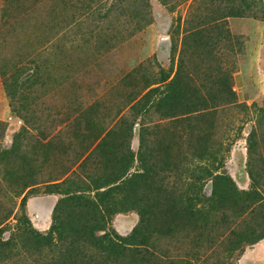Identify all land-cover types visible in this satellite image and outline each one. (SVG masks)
I'll return each mask as SVG.
<instances>
[{"label":"rangeland","instance_id":"374dc122","mask_svg":"<svg viewBox=\"0 0 264 264\" xmlns=\"http://www.w3.org/2000/svg\"><path fill=\"white\" fill-rule=\"evenodd\" d=\"M250 249L264 264V0H0V264Z\"/></svg>","mask_w":264,"mask_h":264},{"label":"crops","instance_id":"0c3cea01","mask_svg":"<svg viewBox=\"0 0 264 264\" xmlns=\"http://www.w3.org/2000/svg\"><path fill=\"white\" fill-rule=\"evenodd\" d=\"M262 252V251H261ZM258 254H260L259 252H258V250H246V251H244L242 254H241V256H240V259H239V262L237 263V264H248V263H246L245 262V259H247V258H254V259H258L261 255H258Z\"/></svg>","mask_w":264,"mask_h":264},{"label":"trees","instance_id":"16d2710c","mask_svg":"<svg viewBox=\"0 0 264 264\" xmlns=\"http://www.w3.org/2000/svg\"><path fill=\"white\" fill-rule=\"evenodd\" d=\"M52 232H54V231L52 230ZM49 234H50V232H49Z\"/></svg>","mask_w":264,"mask_h":264}]
</instances>
